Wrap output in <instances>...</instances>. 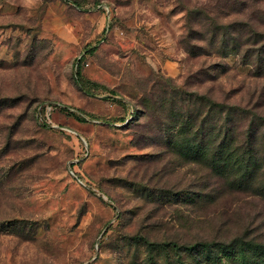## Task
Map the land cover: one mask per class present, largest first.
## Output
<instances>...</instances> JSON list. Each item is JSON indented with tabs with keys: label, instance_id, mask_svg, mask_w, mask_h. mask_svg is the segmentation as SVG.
<instances>
[{
	"label": "rangeland",
	"instance_id": "rangeland-1",
	"mask_svg": "<svg viewBox=\"0 0 264 264\" xmlns=\"http://www.w3.org/2000/svg\"><path fill=\"white\" fill-rule=\"evenodd\" d=\"M195 1L0 0V264H264V198L213 192L189 119L264 105V72L198 51Z\"/></svg>",
	"mask_w": 264,
	"mask_h": 264
},
{
	"label": "trees",
	"instance_id": "trees-1",
	"mask_svg": "<svg viewBox=\"0 0 264 264\" xmlns=\"http://www.w3.org/2000/svg\"><path fill=\"white\" fill-rule=\"evenodd\" d=\"M193 27L198 51L214 49L223 56L238 54L244 64L264 72V0H196ZM80 62L81 58L75 61L76 83L91 94L92 88L100 85L82 78ZM191 97L197 100L198 113L189 119L202 118L201 125L205 127L207 121L210 126H206L208 154L198 155L200 164L209 168L215 182L220 183L213 192L218 197L229 192L264 198V105L224 104L198 93ZM225 245L223 241H211L185 247L197 256L204 254L200 259L205 264H225L219 250Z\"/></svg>",
	"mask_w": 264,
	"mask_h": 264
}]
</instances>
